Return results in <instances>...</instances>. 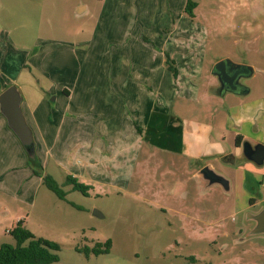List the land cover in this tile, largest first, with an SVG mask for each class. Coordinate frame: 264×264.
<instances>
[{"label": "rangeland", "instance_id": "374dc122", "mask_svg": "<svg viewBox=\"0 0 264 264\" xmlns=\"http://www.w3.org/2000/svg\"><path fill=\"white\" fill-rule=\"evenodd\" d=\"M28 1L39 5V17L29 14ZM96 1L2 0L9 31L0 27V76L16 77L21 73L18 85L26 93L30 92L29 77H33L31 82L44 96L42 107L53 113L52 124L45 127L41 123L40 136L36 132L29 150L34 149L42 174L50 175L66 197L58 199L36 175L28 179L33 170L27 155L13 153L8 143L4 185L11 195L4 201L9 214L0 223V245L14 244L8 232L16 227L18 217L20 225L33 235L59 245L58 262L54 264H264L256 256V249L242 240L244 233L239 238L231 235L245 219L244 213L234 210L236 205H247L245 196L234 188L223 193L218 185L208 186L200 176L201 165L194 161L169 160L153 147L138 141L135 144L130 125H121L117 108L124 106L131 114L132 97H122L124 104L121 97L113 96L111 88L113 73H127L130 65L126 63L131 57L139 77L144 72L140 58L154 56L155 52L140 45L141 25L146 26L144 34L151 43L162 46L164 41L168 51L175 52L173 47L178 46L174 33L166 36L168 31L188 32L186 40L192 41L189 34H193L199 42L209 44L207 54L215 55L231 50L228 37L225 43L222 38L219 40L223 42L217 41L216 33L225 36L231 21L236 23L248 15L249 29L256 28L262 17L247 13L243 7L247 0H193L198 6L192 20L182 14L186 0H126L123 3L130 18L127 26L119 27L116 17L111 16L113 0ZM251 1L256 9H261L264 2ZM77 5L87 9L80 13ZM144 11L151 16L145 17ZM230 13L234 20L227 15ZM124 28L125 33L118 32ZM256 36L250 34V39ZM212 43L217 46L210 49ZM164 70L168 78L162 82L163 92L177 97L183 89L174 86L176 78ZM64 88L70 92L69 97L62 95ZM161 100L166 97L161 98L154 89L152 94L138 91L135 98L142 113L145 108L139 106L155 101L159 106ZM101 106L105 119L114 114L126 134L117 140L121 127L117 129L112 120H106L105 127L114 139L106 145L96 139L101 131L96 119ZM165 111L169 113L170 109ZM142 122L141 114L137 124ZM84 136L96 142L93 155L85 152ZM98 147H102L101 158L97 156ZM68 175L90 186L87 196L65 184ZM17 193L22 197L16 198ZM257 209L250 208L249 213ZM95 211L101 217L95 216ZM198 216L205 223L196 222ZM217 219L220 225L215 223ZM222 233L229 237L217 238ZM107 239L111 240L107 254L86 257L75 250L91 248ZM246 250L248 255L242 262L241 252Z\"/></svg>", "mask_w": 264, "mask_h": 264}, {"label": "crops", "instance_id": "0c3cea01", "mask_svg": "<svg viewBox=\"0 0 264 264\" xmlns=\"http://www.w3.org/2000/svg\"><path fill=\"white\" fill-rule=\"evenodd\" d=\"M104 1L97 0L96 2L100 3ZM124 1L126 0H113L114 4L111 10V16L112 18L116 17L115 21L119 23V27L123 25L127 26L128 19L130 18L127 15ZM250 4H253L252 1L247 0L243 4V7L249 11H246L247 13L255 14L258 18L262 17L260 21L256 20L259 21V26L249 29V15L244 19L241 18L240 21H236V23L231 21L225 36L221 37L217 33L214 36V38H218L217 41H221L219 39L222 38L224 43L227 42L224 39L227 36L229 39L227 43L230 44L231 50H224L222 53H215V55L207 54L206 50L209 44L206 41L199 42L193 34H189L192 35V41L186 40L188 32H179L177 34H175V31H168V34L166 32V36L174 33L178 44L177 47H173V50H176L175 52L168 51L165 49L166 45L164 41L162 42V46L151 43V38L149 39L144 34L146 26L141 25L143 30L139 36L140 45L146 50L155 52L154 56L144 57V60L140 58V61H142L141 70L144 72L139 77L134 71L136 64L134 63V59H132L134 57H131L129 62L126 63V65H130L127 73L121 74L118 70L113 73L112 81L114 82L111 88L113 94H115L113 96L121 97L119 100L124 101L122 97H132L131 114H127V109L124 106L118 105L117 107L116 104H113V106L117 107L121 113V125L127 122L130 125L128 130L130 135H133L135 144L138 141L141 145L146 144L153 147V150L160 151L163 154L162 156L169 160L182 158L194 161L201 165L200 168L207 165L214 172L224 176L228 180L229 191H222L223 193H229L234 188L245 196L247 205H236V208H234L237 213H244L245 219L234 227L237 231H233L231 235L239 238L244 233L245 239L242 240L247 242V246L254 247L256 249V256L264 261V232L261 234L253 233L256 222L252 219V216L264 210V165H255L247 160L242 152V145L245 142L251 146H255L256 144L264 145V2L261 9H256L254 4ZM184 7L185 4L182 5V14H184ZM27 8L32 17L40 16L38 4L28 1ZM75 8L81 13L87 9V6L77 5ZM256 10L258 11L255 12ZM144 15L145 17L151 16L147 11H144ZM227 15L230 19L232 18V13ZM7 16L8 12L3 8L2 0H0V27L9 31ZM118 32L125 33L126 30L124 28L118 30ZM253 33L257 34V36L254 40H251L250 34L254 35ZM157 38L159 40L162 39L159 33ZM215 43L217 42L215 41ZM215 43H212L213 46L211 45L210 49L217 46ZM166 54L174 62L177 70L176 80L174 79L172 84L174 86L180 85L177 88L183 89L181 94H176L177 97H170L168 93L163 92L162 82L168 78V73L164 70V68L167 69ZM189 55L190 57L188 58ZM119 57L118 64L120 63ZM223 59H229L234 63L250 66L252 69L249 77L239 81L240 85H242V91H239V94L230 91H220V84L212 74L213 65ZM21 76V73L16 77L6 74L1 75L0 87L2 89H0V93L9 86H14L17 89L21 97L20 110L35 143L36 132L39 136L41 133V123L45 127H49L52 124L53 113L51 114L47 107H42L44 96H42V93L39 91L40 89L34 81L32 80L33 83L31 82V78L33 77H29L28 82L31 83L29 86L30 92L27 91L26 93L18 85ZM178 80H183V82L178 84ZM242 80L244 81L242 82ZM153 89L154 93L158 94L161 98L166 97V100H161L160 104L162 105H159L160 107L157 101L155 103H147L145 107L139 106L145 108L143 113L140 112L135 101L137 92L147 91L152 94ZM62 93L63 96H70V92L66 88L62 90ZM165 108L170 109V112H166ZM93 110L92 108L91 111ZM141 114L143 115V122L138 125L137 122ZM96 119L101 124V131L96 133V139L101 142V145L104 143L105 145L109 144V141H112L113 137L112 133L106 129L105 121L112 120V123L116 124L117 129H119L121 125L117 117L113 114L105 119L103 107L101 106V112L97 113ZM124 132V127H121L117 131V140L126 136ZM238 138L240 141L236 143ZM83 139H85L84 148H86V154L93 155V145L96 142L94 143L93 138L88 140L86 136ZM8 143L11 145L13 153L26 156L24 147L8 127L6 119L0 113V223L7 219L6 216L9 214V207L5 206L4 201L8 200L9 195H11L4 185L8 173L6 159ZM114 143L117 144L118 142ZM3 147H5L4 150ZM101 151L102 147L96 149L97 156L102 153ZM89 158L91 157L89 156ZM90 161L94 160L91 159ZM42 165L44 166V163ZM34 176L32 173L31 176H28V179ZM74 176L77 175L74 174ZM37 178L41 179L40 177ZM19 196L22 197L18 193L15 195L16 198ZM250 208L258 209L249 213ZM186 216L187 218L189 217L188 215ZM19 220L18 217L15 219L16 222ZM195 220L198 223H205L200 216ZM215 223L220 225L221 220L218 222L217 219ZM219 237L228 238L229 234L222 233L217 235V238ZM219 252L218 254L221 255V251ZM247 255V250L241 252L242 262L245 261L244 259Z\"/></svg>", "mask_w": 264, "mask_h": 264}, {"label": "trees", "instance_id": "16d2710c", "mask_svg": "<svg viewBox=\"0 0 264 264\" xmlns=\"http://www.w3.org/2000/svg\"><path fill=\"white\" fill-rule=\"evenodd\" d=\"M196 7L197 2L186 0L183 11L189 20L194 18V9ZM166 67L176 78L177 70L174 62L167 54ZM239 141L240 139L238 138L236 143H239ZM26 155L28 165L33 170V174L40 177L42 184L58 199L65 200L66 192L59 187L50 175L42 174V168L36 154L32 151L30 154L26 152ZM65 184L70 185L72 191H77L84 196L88 195L90 186L80 183L75 177L66 176ZM20 224H22L21 221L17 222L16 227L8 232L14 240V244L3 243L0 245V264H54L58 262L57 252L60 249L59 245L51 240L36 237ZM110 247L111 240L107 239L103 243L96 242L91 248L83 246L76 247L75 250L89 257L91 254L95 256L107 254Z\"/></svg>", "mask_w": 264, "mask_h": 264}, {"label": "water", "instance_id": "95a60500", "mask_svg": "<svg viewBox=\"0 0 264 264\" xmlns=\"http://www.w3.org/2000/svg\"><path fill=\"white\" fill-rule=\"evenodd\" d=\"M252 73L250 66L237 64L229 59L219 60L213 65L212 74L217 78L220 84V91H230L239 94L242 91V85L239 81L247 78ZM21 97L14 86H9L0 93V113L6 119L8 127L18 138L25 151L31 153L34 149L29 150L33 144L32 133L27 127L20 110ZM242 152L244 157L257 166H261L264 162V145L256 144L251 146L248 143L242 145ZM201 178L208 183V186H220L224 192L229 191L228 180L214 172L209 166H204L200 169ZM95 216H100L98 212H93ZM256 222L253 229L254 234H261L264 232V210L257 215L252 216Z\"/></svg>", "mask_w": 264, "mask_h": 264}, {"label": "built area", "instance_id": "2783aa9c", "mask_svg": "<svg viewBox=\"0 0 264 264\" xmlns=\"http://www.w3.org/2000/svg\"><path fill=\"white\" fill-rule=\"evenodd\" d=\"M263 165H264V163H263Z\"/></svg>", "mask_w": 264, "mask_h": 264}]
</instances>
